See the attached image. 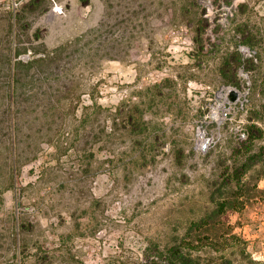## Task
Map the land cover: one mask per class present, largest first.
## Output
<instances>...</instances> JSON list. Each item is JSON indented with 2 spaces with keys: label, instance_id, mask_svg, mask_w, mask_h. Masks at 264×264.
I'll return each mask as SVG.
<instances>
[{
  "label": "rangeland",
  "instance_id": "rangeland-1",
  "mask_svg": "<svg viewBox=\"0 0 264 264\" xmlns=\"http://www.w3.org/2000/svg\"><path fill=\"white\" fill-rule=\"evenodd\" d=\"M263 105L264 0H0V264H264Z\"/></svg>",
  "mask_w": 264,
  "mask_h": 264
},
{
  "label": "trees",
  "instance_id": "trees-1",
  "mask_svg": "<svg viewBox=\"0 0 264 264\" xmlns=\"http://www.w3.org/2000/svg\"><path fill=\"white\" fill-rule=\"evenodd\" d=\"M18 55V53H17ZM233 60L235 63L239 64L242 59L243 55L238 51L235 50L233 52ZM16 67L21 65L20 61L15 62ZM10 76L11 73L9 72ZM256 119H258L259 124L262 125V127H259L257 123L252 122L246 125L243 135L247 136V140L249 142L253 141L254 139H258L261 136L264 135V105L261 109L255 111ZM134 114H126L124 120L129 122L130 124L134 123ZM252 119V118H251ZM253 121V120H252ZM257 159V155L250 156L249 160L254 162ZM251 166V165H250ZM249 165L243 164L242 167L236 168L235 171L240 172L241 174L236 176V191H230L226 193V196H228V200H225L223 202L217 203L215 209L208 214L204 219H202L199 223L195 224L197 227H201L203 225H209L213 226V230L215 231H221L224 229L225 223L223 221V215L227 210H234L237 208L236 202L238 201V198L242 192H250L254 190L255 192H259L257 183H254V186L251 187L250 183L251 180H246L242 182V174H244V171H248L250 169ZM242 169V171H240ZM264 177V172L261 173L258 176L259 178ZM231 177H227L226 180L228 181ZM210 229H212L210 227ZM192 231V229H191ZM232 237H236L235 235H232ZM212 261L211 264H233L232 260L226 256L221 257H211L210 259ZM143 264H206L203 261V258L200 254H195L192 250L189 248H186L184 245H173V246H167L162 249L155 248V249H148V251L145 252V260Z\"/></svg>",
  "mask_w": 264,
  "mask_h": 264
},
{
  "label": "built area",
  "instance_id": "built-area-1",
  "mask_svg": "<svg viewBox=\"0 0 264 264\" xmlns=\"http://www.w3.org/2000/svg\"><path fill=\"white\" fill-rule=\"evenodd\" d=\"M231 91L237 92V97L233 101L229 97ZM218 98L220 99L217 111L219 119H226L234 109L243 108L244 102L247 100L246 94L236 86H223L218 92Z\"/></svg>",
  "mask_w": 264,
  "mask_h": 264
},
{
  "label": "water",
  "instance_id": "water-1",
  "mask_svg": "<svg viewBox=\"0 0 264 264\" xmlns=\"http://www.w3.org/2000/svg\"><path fill=\"white\" fill-rule=\"evenodd\" d=\"M230 99L233 101L236 99L237 97V92L236 91H231L230 95H229ZM206 145H204L205 147Z\"/></svg>",
  "mask_w": 264,
  "mask_h": 264
}]
</instances>
